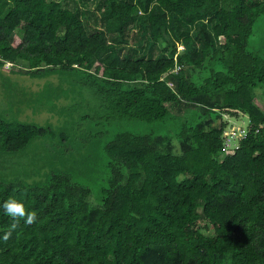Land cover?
Returning a JSON list of instances; mask_svg holds the SVG:
<instances>
[{
  "label": "trees",
  "instance_id": "obj_1",
  "mask_svg": "<svg viewBox=\"0 0 264 264\" xmlns=\"http://www.w3.org/2000/svg\"><path fill=\"white\" fill-rule=\"evenodd\" d=\"M72 2L0 0V65L74 72L108 120H175L178 146L115 134L95 205L66 173L0 181V204L16 197L34 215L0 208V264H264V57L246 48L264 0ZM240 113L244 135L225 149L223 115ZM48 129L0 118V147L15 152Z\"/></svg>",
  "mask_w": 264,
  "mask_h": 264
},
{
  "label": "rangeland",
  "instance_id": "obj_2",
  "mask_svg": "<svg viewBox=\"0 0 264 264\" xmlns=\"http://www.w3.org/2000/svg\"><path fill=\"white\" fill-rule=\"evenodd\" d=\"M61 1L63 6L73 4L72 0ZM95 9L93 5L89 10L91 29ZM246 48L264 57V15L254 21ZM23 65L25 61L0 65V118L49 129L15 152L0 147V181L38 185L46 182L52 172L66 173L73 182L89 189V200L95 205L109 177L103 149L115 134L124 130L159 133L171 138L177 148L175 120H108L94 89L80 82L74 72L53 69L30 73L19 70ZM255 92V102L264 110V96L257 88ZM168 107L182 118L189 112L188 107ZM223 120L225 131L234 132L235 137L248 124L245 113L224 114Z\"/></svg>",
  "mask_w": 264,
  "mask_h": 264
},
{
  "label": "clouds",
  "instance_id": "obj_3",
  "mask_svg": "<svg viewBox=\"0 0 264 264\" xmlns=\"http://www.w3.org/2000/svg\"><path fill=\"white\" fill-rule=\"evenodd\" d=\"M0 208H2L8 216L17 221L23 218L26 222L31 223L34 219V215L26 211L25 203L16 197H10L5 200L2 204H0ZM12 227L14 228L15 224H13ZM10 234V232L6 233L4 239H7Z\"/></svg>",
  "mask_w": 264,
  "mask_h": 264
},
{
  "label": "built area",
  "instance_id": "obj_4",
  "mask_svg": "<svg viewBox=\"0 0 264 264\" xmlns=\"http://www.w3.org/2000/svg\"><path fill=\"white\" fill-rule=\"evenodd\" d=\"M10 63V62H9ZM10 65H11V63H10ZM245 130V129H244ZM237 131V134H238V136L237 137H235L234 136V132H232V133H227L225 130H224V135L226 136V140H225V143H224V146H225V149H232L233 147H236L234 144H235V142H234V140L236 139V138H238V137H240V136H243L244 135V132L245 131ZM224 148V147H223Z\"/></svg>",
  "mask_w": 264,
  "mask_h": 264
},
{
  "label": "bare ground",
  "instance_id": "obj_5",
  "mask_svg": "<svg viewBox=\"0 0 264 264\" xmlns=\"http://www.w3.org/2000/svg\"><path fill=\"white\" fill-rule=\"evenodd\" d=\"M132 24V23H131ZM141 30H143V28L141 29ZM183 30V29H182ZM145 32V31H144ZM188 32V31H187ZM131 33V32H130ZM186 35V34H185ZM128 40V39H127ZM127 42V41H126ZM188 45V44H187ZM149 46V45H148ZM140 50V49H139ZM187 51V50H186ZM192 51V50H191ZM188 52V51H187ZM186 52V53H187ZM178 57V56H177ZM186 57V56H185ZM188 58V57H187ZM177 60V59H176ZM191 63V62H190ZM59 67V66H58ZM184 114V113H183ZM223 138V137H222ZM21 181H23V180H21ZM25 183V182H24ZM31 185V184H30Z\"/></svg>",
  "mask_w": 264,
  "mask_h": 264
}]
</instances>
